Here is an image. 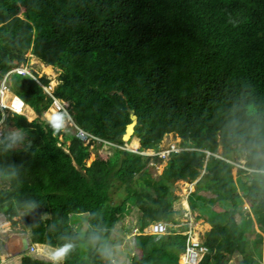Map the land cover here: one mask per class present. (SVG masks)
Listing matches in <instances>:
<instances>
[{
    "label": "trees",
    "instance_id": "16d2710c",
    "mask_svg": "<svg viewBox=\"0 0 264 264\" xmlns=\"http://www.w3.org/2000/svg\"><path fill=\"white\" fill-rule=\"evenodd\" d=\"M29 51L47 64L43 71L59 69L54 96L69 103L77 129L107 140L96 149L111 150L87 164L89 146L76 134L0 109V212L20 222L29 242L72 243L58 264H112L99 249L111 250L119 220L134 209L131 238L141 255L131 264H180L189 224L176 219L185 211L182 197L168 191L175 180L201 175L186 200L211 228L193 264H228L235 253L243 255L239 264H263L264 0H0V81ZM10 79L11 90L37 109L43 88L28 76ZM131 109L139 150L158 151L171 132L185 147L171 153L160 184L147 174L157 155L121 148L131 140H122ZM202 128L219 135L209 149L221 144L223 157L186 149ZM14 131L21 139L9 147ZM233 152L256 173L242 168L234 180ZM245 198L259 231L249 217L237 218ZM74 215H86L85 230L75 229ZM160 220L177 226L146 232ZM19 264L53 261L24 252Z\"/></svg>",
    "mask_w": 264,
    "mask_h": 264
},
{
    "label": "rangeland",
    "instance_id": "374dc122",
    "mask_svg": "<svg viewBox=\"0 0 264 264\" xmlns=\"http://www.w3.org/2000/svg\"><path fill=\"white\" fill-rule=\"evenodd\" d=\"M26 57L28 60L25 63L29 64L28 66H30V67L32 65L36 69V71H38V72L40 71L39 73L42 72L43 75H46L49 78V82H48V84H46L44 86V90L47 92V94L42 89V91L45 93V97L39 103L37 109L31 108L27 105L29 108H27L26 111L24 112L23 111V109L25 108L24 107L22 109L21 114H24L28 120H33L34 118L39 117L41 119H44L48 123V116L52 110L56 109L55 105H59L58 106L59 109H61V107H64L65 110L68 112L69 103L63 99H59V98L54 96V89L59 83L58 77H59L60 71L57 67H55L53 65H50L51 70H52L51 74L43 71L42 65L44 63L41 62L40 60H38L33 54L30 53V51L28 52V54H26ZM44 66L46 67L47 64H44ZM36 74L38 75V73H36ZM11 75H10V78H11ZM7 94H10V93H7ZM11 96L12 95H10V97ZM50 100H51V102H50ZM17 105H19L18 102H17ZM2 107H3L2 112H3L4 116H6V114L8 112L16 113L15 111H12L9 107L8 108L5 106H2ZM132 112L135 114L134 110L131 109L129 112V116ZM63 129L66 131H69L73 134H76L77 136H79L81 138V140L84 142L85 145L89 146L90 155L87 159V164H90L94 160H100L102 157L107 155V153H111V150H108L107 146H105V145H103L101 148H98V149H96V147H95V145H97L98 142H102L104 144V141H107V140L100 138L98 136L92 135V134L84 131L80 127H78V129H77V127H76L75 123L72 121V119H69L66 122L65 127ZM1 130H3V125L0 126V134H2ZM219 139H220V137L218 134L210 133L206 128H202V129L196 131V136H195L194 141L190 140L188 142V143H191V148H186V149H188V150H190V149L202 150V151L206 152L207 155H214L217 157H223L222 156L223 147L221 144L218 143L217 149L215 151L211 152L209 149L212 142H214L215 140L219 141ZM180 140H181L180 137L175 136L172 132L164 134V136H163V138L159 144L158 151L156 150L154 152L153 150H139L137 147L138 146V144H137L138 139L133 136L132 139L129 141V143H124L123 146H121V148L129 150V152L132 154L133 153H139V154H143V155H157V156H154V157H156V159L152 158L150 163L148 164L147 174L149 175L150 182L152 184H160L163 180L161 175L164 174V167L166 166L168 159L171 157V153L185 149V147H181ZM90 141H92L93 144H91ZM66 143L68 144L69 141H67ZM239 149H240V147H239ZM144 151H147V152H144ZM242 155H243V157H241ZM227 161H229L232 164L230 172H231V176L234 180L237 178V176H239L238 173L240 172V170L242 168L247 169L248 171H250L252 173H256L254 171H257L255 169L247 168L245 166L246 165V158H245L244 154H242V153H241V155L237 156V154L235 152H233L232 159L231 160L228 159ZM204 166H205V164L203 165V167L201 169L202 170L201 174H203V172H204V169H205ZM199 176H201V175H199ZM199 176L197 178H200ZM248 176L249 175H245V177H248ZM138 182H141V181H138ZM141 183H143V182H141ZM194 184H195L194 180H192L190 182L184 181L182 179L175 180V182L173 181V183H170V189L168 191V196H170L172 194L180 195L179 197L180 198L182 197V203L185 205V207H187V204H185L186 197H187V194L189 192L193 191ZM209 188L214 190V191H217V189L214 187H209ZM112 195H114V194H112ZM243 206H244V210L242 211L243 215H241V218H243V221L248 220L247 217L253 218V213L250 209V203L248 201H245L243 203ZM133 211H134V209L132 210V212ZM132 212L130 214H127L123 219L119 220V223H118L119 228L115 229L112 233V237L117 240L115 245L111 246L112 248L110 250L111 251V258L113 261H115V264H126V263H128L125 260V258H128L130 261V263H128V264H131L132 259L134 257L133 254L141 255L140 251H137V249H135L133 247V244H132V239L134 237L133 238H131V237L138 233L135 230V228L133 227V221L135 220V214ZM1 213L4 214L3 212H0V215H1ZM4 215L6 216V218H8V216L6 214H4ZM13 218L16 221L19 220V216H14ZM238 218L240 219L239 213H238ZM72 221H76V223L78 225L75 228L76 230L79 229V225H81V228H80L81 231L85 230L84 227H86V225H87L86 215H74L71 217V223H72ZM155 222H157V221H155ZM155 222H153L154 224L152 223L150 226L147 227V231L149 233H157L156 235H165V234L169 233L168 227L166 228V225L162 224L163 227L160 228L159 223H155ZM19 227H20V222H17L16 226L11 225V229L13 231H20ZM125 227H129V230H126ZM253 227H254V229H256L255 227H257V225L254 224V218H253ZM159 228L162 230L156 231ZM23 235L28 237V235H26L25 233H23ZM112 237H111V239H112ZM193 241L194 240H193V234L192 233L189 236L186 235V237H185V249H184L183 253H181V255L184 258V264L195 263L196 256L190 252H187L188 248L193 245ZM261 247H262V258L261 259H262V263L264 264V246L262 245ZM51 250H55V248H51L50 246H47V245H40L39 243L29 242V246L26 249V251H24V252H26L27 254H31L35 257H38V258L39 257L40 258H44V257L47 258V252L51 251ZM1 255H2V258L0 257L1 258L0 264H18L17 259L20 260L21 253H19V252L9 253L7 251L6 252L3 251ZM113 255L115 256V258H113ZM117 255L118 256L120 255L122 258H124L123 263L118 262L119 258L116 257ZM241 258H242V255L233 256L232 262L230 260V262L228 264H239Z\"/></svg>",
    "mask_w": 264,
    "mask_h": 264
},
{
    "label": "crops",
    "instance_id": "0c3cea01",
    "mask_svg": "<svg viewBox=\"0 0 264 264\" xmlns=\"http://www.w3.org/2000/svg\"><path fill=\"white\" fill-rule=\"evenodd\" d=\"M27 62V61H26ZM19 65H24V66H27L29 69H31V70H33L34 72H36V73H38V74H42V72L41 73H39L38 71H36V69L31 65V67L30 66H28L29 64H27V63H25V62H21ZM42 69H43V65H42ZM17 96V95H16ZM6 101V100H5ZM139 146H140V143H139V140H138V148H139ZM148 177H149V175H148ZM199 178H197L195 181H194V183L198 180ZM193 190H194V187H193ZM238 191L239 192H241L239 189H238ZM188 195V194H187ZM245 201H247L246 200V198L245 199H243V203L245 202ZM185 204H187V207H185V205H184V209H185V211H184V213H183V215H181V216H179V217H177L176 219L178 220V222L179 221H183V222H188V224L190 225L189 226V231L193 234V237L195 238V239H197L198 241H200V239L202 240V235L204 234V232H206V231H208V230H210V228H211V226H210V224L208 223V222H206L205 220H204V218H197V212H193L191 209H190V207H189V204H188V202H187V200H186V202H185ZM244 207V206H243ZM239 214H240V219H241V215H243L242 214V211L241 212H239ZM237 218H238V214H237ZM248 218V217H247ZM253 218H254V224L255 225H257V222H256V220H255V217L253 216ZM253 218L251 217L250 219L253 221ZM239 219V218H238ZM161 222H163V223H165V224H167V225H177V223L176 222H174V221H171V222H166V221H164V220H160ZM73 222H75V221H73ZM11 225H13V226H16V224H11ZM199 226V227H198ZM174 228L176 227V226H173ZM186 228H187V226H186ZM186 228H185V230H186ZM198 228V229H197ZM254 228V227H253ZM256 229V231H259V229H258V225H257V227H255ZM19 230L20 231H13L12 229H10L9 231H7V232H5V233H3L2 235H1V241H0V257L2 258V252L3 251H7V252H9V253H16V252H18L21 248H22V246H23V238H24V236L25 235H23V233H25V232H23L22 230H21V228L19 227ZM169 233H171V231H169ZM251 233H254V232H251ZM26 234V233H25ZM27 235V234H26ZM263 237H264V234H263ZM262 245L264 246V238H263V240H262ZM134 255V254H133ZM173 255L174 254H171L170 255V257L171 258H173ZM237 255H242V254H240V253H235L233 256H237ZM21 256V255H20ZM243 256V255H242ZM116 257H118V255L116 256ZM0 258V259H1ZM113 258H115V256L113 255ZM119 261L118 262H121V263H123V261H124V258H122L120 255H119ZM125 260L128 262V263H130V261H129V259L128 258H125ZM232 260H233V257H232V259H231V262H232ZM17 262H18V264H19V259H17ZM59 262H61V261H59ZM128 263H126V264H128Z\"/></svg>",
    "mask_w": 264,
    "mask_h": 264
},
{
    "label": "clouds",
    "instance_id": "9594fccd",
    "mask_svg": "<svg viewBox=\"0 0 264 264\" xmlns=\"http://www.w3.org/2000/svg\"><path fill=\"white\" fill-rule=\"evenodd\" d=\"M17 102L19 104V110H17V107H15V105H17ZM23 103L24 101L20 97L16 96L12 98V103L9 104L3 99V93H0V105L9 107L17 114L22 113ZM69 119H71V117L66 110L56 108L50 112L48 116V124L55 132H59L65 127V124ZM7 139L10 141L8 146L11 147L12 143H15L21 139V136L14 131L8 133ZM73 248L74 245L72 243H65L62 246L56 248L55 250L48 251L47 258L53 261V264H58L59 261L64 260L68 256V254L73 250ZM99 251L102 257L106 259L111 258V251L107 247L100 248ZM112 264H115V261H112Z\"/></svg>",
    "mask_w": 264,
    "mask_h": 264
},
{
    "label": "built area",
    "instance_id": "2783aa9c",
    "mask_svg": "<svg viewBox=\"0 0 264 264\" xmlns=\"http://www.w3.org/2000/svg\"><path fill=\"white\" fill-rule=\"evenodd\" d=\"M24 66V65H23ZM27 67V66H26ZM13 74V73H12ZM11 75V74H10ZM10 75H9V79H10ZM6 90V85L5 84H1L0 85V93H3V95H4V91ZM12 103V100H11V102L9 103V104H11ZM17 105H15V107H16ZM58 106L59 105H55V107L56 108H58ZM3 107H2V105H0V109L1 110H3L2 109ZM8 108V107H7ZM61 109L62 110H65V108L64 107H61ZM1 133H2V130H1ZM1 135V134H0ZM155 223H159V227L160 228H162L163 226H162V224H164V225H166V228L168 227L169 228V225H167V224H165V223H163V222H161V221H157V222H155ZM11 221L9 220V218H6V216L4 215V214H2L1 213V215H0V241H1V235L3 234V233H5V232H7V231H9L10 229H11ZM154 224V223H153ZM173 226H177L176 224L174 225L173 224ZM190 226V225H189ZM157 229L156 231H161L162 229ZM166 231V230H165ZM146 232H148L147 231V229H146ZM149 233V232H148ZM150 234H157V233H150ZM191 234V232L190 231H188V236ZM193 240L195 241H193V245L191 246V247H189L188 248V251L187 252H190V253H192L193 255H195L196 256V259H198V256H199V253L201 254V253H203V252H205L207 249H206V247H202L201 245H200V243H199V241L197 240V239H195L194 237H193ZM196 259H195V261H196ZM184 264V263H183Z\"/></svg>",
    "mask_w": 264,
    "mask_h": 264
},
{
    "label": "bare ground",
    "instance_id": "6f19581e",
    "mask_svg": "<svg viewBox=\"0 0 264 264\" xmlns=\"http://www.w3.org/2000/svg\"><path fill=\"white\" fill-rule=\"evenodd\" d=\"M28 54V52H27ZM17 74V75H20V76H28L30 77L31 79H33L36 83H38L44 90V86L46 84H42L41 81L39 80V78L43 75V74H36L33 70L29 69L28 67L26 66H23V65H14L12 66L2 77L1 81H0V85L1 84H5L6 85V90L4 91L7 92V93H10L12 96L11 98L13 97H16V94L11 90V85H12V82L11 80L9 79V75L10 74ZM12 92H11V91ZM44 92L47 94V92L44 90ZM4 97V95H3ZM5 100V98H4ZM25 107V108H24ZM23 108L26 109V108H29L27 106V104L23 103ZM13 111V110H12ZM0 126H2V122L0 121ZM138 139V138H137ZM135 141V140H134ZM137 143V142H136ZM138 144V143H137ZM186 183V182H185ZM199 227V226H198ZM198 229V228H197ZM181 259V262L180 264H183L184 263V259L180 258Z\"/></svg>",
    "mask_w": 264,
    "mask_h": 264
},
{
    "label": "water",
    "instance_id": "95a60500",
    "mask_svg": "<svg viewBox=\"0 0 264 264\" xmlns=\"http://www.w3.org/2000/svg\"><path fill=\"white\" fill-rule=\"evenodd\" d=\"M136 124H137V116L132 112L130 114V122H128L126 124L125 131H124V133L122 135V140L128 141V140L132 139L133 133H134V127H135ZM259 154L264 160V154L263 153H259ZM28 246H29V238L27 236H24V238H23V246L18 252L21 253V254L24 253V251H26Z\"/></svg>",
    "mask_w": 264,
    "mask_h": 264
},
{
    "label": "snow or ice",
    "instance_id": "6c2138e0",
    "mask_svg": "<svg viewBox=\"0 0 264 264\" xmlns=\"http://www.w3.org/2000/svg\"><path fill=\"white\" fill-rule=\"evenodd\" d=\"M17 110H19V105H17Z\"/></svg>",
    "mask_w": 264,
    "mask_h": 264
}]
</instances>
